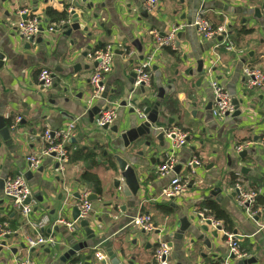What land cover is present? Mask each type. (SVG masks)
Segmentation results:
<instances>
[{
  "label": "crops",
  "instance_id": "1",
  "mask_svg": "<svg viewBox=\"0 0 264 264\" xmlns=\"http://www.w3.org/2000/svg\"><path fill=\"white\" fill-rule=\"evenodd\" d=\"M91 1L93 7L87 9L86 4ZM144 2L0 0V53L4 56L0 67V117L9 129L7 140L0 136V178L29 173L25 178L32 190V212L24 218L0 189V219H3L0 223L5 222L10 231L7 239H1L6 241V247L0 251V264H18L17 260L27 255L41 264H70L69 259L60 258L78 242H87L88 247L76 253H81L84 259L77 264H97L95 251H105L107 247L116 253L124 250L125 255L120 253L124 262L134 256V264H148L158 246L157 240L170 247L169 264H221L229 254L228 247L223 231L212 223L204 233L209 246L197 239L198 232H186L182 239L174 237L179 220L185 216H193L196 226L204 225L197 214L205 212L208 203L221 208L231 220V233L236 232L240 248L248 253L245 259L255 258L251 264H264V212L258 209L254 216H249L238 204L232 183L234 175L245 190L264 194V147L258 143L264 132V89L249 87L242 74L244 66L264 73V0H160L158 7L150 11L145 9ZM47 7L67 8V24L73 22L70 11L74 10L80 24L87 30L95 29L94 35L87 41L80 29L69 36L63 34L62 27L47 31L51 26L46 23ZM22 11L40 17L44 29L43 34L36 36L42 42L30 48L15 28L17 22L27 17ZM143 11H147L146 16L141 15ZM199 13L213 26L224 25V38L206 40L188 26ZM175 24L185 25L177 34L175 48L153 52L150 32L164 34ZM134 39H139L141 53L131 45ZM107 43L125 45V51L115 52L113 69L104 82L107 98L87 104L92 91L89 78L95 67L94 54ZM227 45L233 49L227 50ZM197 60L203 61L204 72L199 85H196L200 76L195 72ZM143 63L148 64L146 70L151 81L141 92L129 79L134 68ZM42 68L53 73L48 88L42 87L38 80ZM188 70H193V74L189 75ZM208 70L231 99L241 100L236 109L239 116L220 119L213 116ZM159 88L163 90V97L158 99L162 109L159 126L165 130L179 128L189 136L184 146L173 151L180 166L174 174L187 181L186 191L176 198L161 196L173 174L157 172L159 164L172 151V140L165 135L162 148L154 138L148 148L141 140L126 147L119 137L142 121L136 109L142 111L145 107L141 109L138 105L145 100L148 104L157 100ZM122 100H126L124 107L120 106ZM167 100L172 101L170 108H165ZM94 105L115 107L116 117L111 126L117 127V133L96 127V114L91 118L88 115ZM17 117L21 119L11 129ZM69 122H75V131L69 142L64 173L53 171L52 156H41L38 168H31L26 157L42 148L40 136L44 126L56 129ZM245 141L254 144L240 158L234 147ZM115 155L127 160L135 170L140 189L131 197L123 196L113 185L114 178H119L113 172ZM192 156L199 160L193 172L185 165ZM85 172L99 177V194L81 180ZM84 190L96 196L87 219L95 233L91 239L80 226L71 233L55 224L59 218L73 220L72 210ZM138 214L151 215L153 233L130 225ZM43 217L47 223L39 233L54 236L58 243L49 251L47 247L28 249L26 237L36 234L29 222L38 223ZM10 225L17 227L11 230ZM214 232L216 236L212 235ZM242 260L230 259V264Z\"/></svg>",
  "mask_w": 264,
  "mask_h": 264
},
{
  "label": "built area",
  "instance_id": "2",
  "mask_svg": "<svg viewBox=\"0 0 264 264\" xmlns=\"http://www.w3.org/2000/svg\"><path fill=\"white\" fill-rule=\"evenodd\" d=\"M159 2L160 0H145L144 7L148 11L154 10L158 7ZM22 13H25L27 17L17 22L15 28L19 36L25 42H29L31 39H35L40 33L39 30L42 26V22L41 18L37 15L28 16L27 11H22ZM262 15L264 16V6L262 8ZM66 23L67 20L60 21L58 24H52L49 26L47 31L52 32L55 28L57 29L58 27H63ZM188 26L194 27L197 34L206 40H216L218 37H221L222 39L226 35V28L224 25L213 26L202 16V13H199L192 23L188 24ZM184 27V24L172 25L164 34H160L154 30L151 31L152 51L154 52V50L157 51L161 48L174 49L177 34ZM124 47L125 45L123 46L121 44L107 43L94 54L96 65L89 78L92 91L86 101L87 104L102 99L101 95L106 90L104 82L113 69L115 52L119 49L124 52ZM226 49L232 50L233 47L227 45ZM147 65V63H143L134 68V73L136 74L134 81L135 86L139 87V85L142 84L144 87H148L150 85L151 76L145 70ZM242 74L249 87H253L258 90L264 89V73H262L258 68L244 66ZM206 75L209 77L208 86L213 96V116L220 119L232 114L234 112V105L229 92L220 82L210 75L209 70L206 72ZM38 80L40 81L42 87H50L53 82L52 71L49 68H42L39 72ZM136 112L141 119L145 118L143 110L141 111L136 109ZM115 117V107L101 106L95 116V125L98 128H102L104 125L109 127L113 124ZM20 119V117H17L14 120V123L11 125V129L16 127ZM74 131L75 122H69L65 126L56 129H52L45 125L40 136L42 140V148L39 152H34L26 157L29 166L33 169H37L40 164L41 156H52L55 160V167L53 171L59 175H62L69 160V142L74 136ZM165 133L167 137L171 135L174 136L172 139V151L164 159V161L159 164L157 167V172L160 175L172 173L173 176L171 177L169 184L162 189L161 196L165 198H176L181 196L186 191L187 181L183 180L177 174H174V170L178 163L173 156V151L180 148L181 146H184L187 143L189 136L187 132H184L179 128H171L166 130ZM258 143L264 147V132L261 135ZM253 144L254 143L251 141L240 142L235 145V152L239 154L240 152L249 149L251 146H253ZM185 165L193 172L194 168L199 165V160L197 157L192 156ZM3 179L4 198L9 201L13 208H16L19 211L21 216L28 218L32 212V190L27 182V179L25 178L24 173L20 172L12 176H6ZM234 191L237 194L238 204L249 216H254L256 212L252 210V207L254 205L257 193L255 191L245 190V188L239 183L235 184ZM88 195V191L84 190L80 193L79 200L76 203V207L79 212V219H88L92 211V203L87 201ZM197 216L204 222L210 221L213 225L219 226L220 230L223 231L229 254L221 264H230V259L242 260L248 257V253L240 248L235 234L224 231L219 222L213 221L211 217L205 216L204 212L198 213ZM46 223L47 218L45 217H43L38 223L29 222L32 228L36 231V234L34 236L26 237V245L28 249H35L38 247H47L50 249L58 243L54 236H44L39 233V229H41ZM55 224L66 227V229L71 233H75L79 226L78 220L66 221L61 218H59ZM130 225L148 234L153 233L155 230L154 222L150 214L136 215L130 220ZM9 234L10 231L7 224L5 222L0 223V241ZM157 241L158 246L154 250L152 259L148 264H169L170 247L165 241ZM94 259L97 264H110L106 252L102 249L95 251ZM17 262L18 264H41L28 255L19 258Z\"/></svg>",
  "mask_w": 264,
  "mask_h": 264
},
{
  "label": "water",
  "instance_id": "3",
  "mask_svg": "<svg viewBox=\"0 0 264 264\" xmlns=\"http://www.w3.org/2000/svg\"><path fill=\"white\" fill-rule=\"evenodd\" d=\"M83 3L86 2V0H81ZM93 2H88L86 4V8L90 9L93 7ZM76 7H79V3L76 2L75 3ZM142 16H146L147 15V11H143ZM70 16H71V20L73 22H71L70 24H65L62 29H63V34L65 36H69L72 32L77 31V30H87L88 28L86 26H83L82 24H80L78 22V14L74 11L71 10L70 11ZM81 17H83V15L81 14ZM26 16L23 17V19H25ZM43 27H40L39 32L41 34H43ZM42 39L41 37L39 38H35V39H31L29 42H27V48H30L32 44H38L41 43ZM131 45L137 49L138 52L141 53L142 48L139 44V39H134L131 43ZM87 50L90 49V46H87L86 48ZM123 51L120 50L119 52L116 51V53H122ZM86 54V52H84V55ZM141 59L143 58V55L140 57ZM3 59L4 56L2 53H0V67L3 65ZM96 65V62H94V66ZM196 70L195 72L198 73L199 79L196 82V85H199L202 80L204 79V72H203V61L202 60H197L196 62ZM77 66V65H76ZM76 66H74V69L76 68ZM78 67V66H77ZM203 72V73H202ZM188 74L191 75L193 74V70H188ZM131 78L129 79V83L130 84H134L135 78H136V74L132 73ZM139 89L141 90V92H144V86L141 84L139 85ZM133 88H130V92H132ZM163 97V90H161L159 88L158 93L156 94L155 98L157 100L150 102L149 106L145 107L143 109V112L145 114V118L142 119V121H140L138 123V125H136L135 127L129 128L127 130H125L124 132H122L120 134V139L123 141V144L127 147L129 146L130 143H137L140 140L143 141L144 146L146 148L151 147V139L154 138L158 144L159 147H163L164 143H165V135H166V130L164 128H162L161 126H159V123H161L160 121V116H159V112L162 111L161 109V103L158 99H161ZM102 99H106L107 98V90H105L103 92V94L101 95ZM150 99V98H148ZM232 103L234 104V108L235 111L230 114L232 116H239L240 111L236 110L238 107V103H241V100L239 102H237V100H235V98H232ZM126 100H122L120 102V106H126ZM100 109L99 105H94L92 106L89 110H88V115L90 116V118L97 114L98 111ZM130 112H134L133 108H130L129 110ZM2 117H0V136L2 137L3 140H7V138H9V129L7 127H5V125L2 122ZM171 119H169V123H171ZM102 129L106 130L109 129L110 131H112L113 133H117V127L116 126H107L104 125L102 127ZM170 140H172L174 138L173 135L168 137ZM246 155V150L242 151L239 153V157L243 158ZM114 159L116 161V168L115 171L119 176V178H114L113 180V185L116 189H118L121 194L125 197H131L132 195H134L139 189H140V185L137 179V176L135 174V170L133 168V166L131 164H129V162L127 160H125L124 158H121L118 155L114 156ZM134 165H137L138 163H133ZM179 165L176 166V170L179 169ZM175 170V171H176ZM178 171V170H177ZM176 171V172H177ZM26 178H28L29 173H25L24 174ZM3 184H4V179L0 178V189L3 188ZM96 199L95 194L90 193L87 197V201L91 202L94 201ZM41 200V199H40ZM29 201V200H27ZM260 214L258 213L254 218L257 219V217ZM79 212L77 210V207L75 206L72 210V219L73 220H78L79 226L81 228H83L85 234L87 235V237L89 239L93 238L95 233L94 230L89 227V222L87 219H79ZM197 218H199L197 216ZM194 217L193 216H189L188 218L185 216L183 218H181L179 220V227L177 228V231L174 234L175 238L178 239H182L183 235L186 232H190L192 234H195L196 232H198L199 234L197 235V239L199 241H202L203 244L205 246H209V240L207 239V237L205 236L204 233H206L208 231V226L211 225L210 221H205L204 225H199L196 226L194 223ZM217 230H220L219 226H216ZM201 232V233H200ZM234 234H236V232L234 231ZM213 236H216L215 232L212 233ZM8 236H5L4 239H7ZM1 240L0 241V251H2V249H4V247H6V241L5 240ZM88 244L87 242H78L74 245H72L66 252H64L60 258L61 261H65L67 259H69L71 256L75 255L77 252L83 250L84 248H87ZM49 251V248L48 250ZM105 252L107 254V257L109 259L110 264H134L133 260H134V256H131L129 260L127 261H123V257L121 256L122 254L125 255L124 250L120 251L119 253L114 252L110 247L105 248ZM120 253H122L120 255ZM255 262V258H248L242 261H239L237 264H251Z\"/></svg>",
  "mask_w": 264,
  "mask_h": 264
},
{
  "label": "trees",
  "instance_id": "4",
  "mask_svg": "<svg viewBox=\"0 0 264 264\" xmlns=\"http://www.w3.org/2000/svg\"><path fill=\"white\" fill-rule=\"evenodd\" d=\"M45 18H46V23L48 25L52 24H58L60 21H66L68 17L67 13V8L63 10H56L52 7H47L45 9ZM147 68H145L146 70ZM147 71V70H146ZM148 101L145 100L142 103L138 105L139 108L143 109L144 107L148 106L149 104L147 103ZM172 106V101L167 100L165 101V108H170ZM164 108V109H165ZM174 111L176 108H172ZM10 124V122H9ZM236 177L233 175L232 177V183L235 185L237 181H235ZM81 180L86 183L91 191L94 193L99 194L101 192V182L99 177L95 173H89L85 172L84 174L81 175ZM256 197H255V202L252 207V210L257 212L258 209L261 210V212H264V194H260L257 191H255ZM205 216L211 217L213 221L219 222L222 226V229L227 232H232V223L227 214L218 206L212 203H208L206 205V211L204 212ZM3 219H0V222H2ZM17 226L15 225H10L11 230H15ZM242 248V247H241ZM244 250V249H243ZM246 251V250H245ZM84 260L83 256L81 253L75 254L69 258V263L70 264H77L80 261Z\"/></svg>",
  "mask_w": 264,
  "mask_h": 264
},
{
  "label": "rangeland",
  "instance_id": "5",
  "mask_svg": "<svg viewBox=\"0 0 264 264\" xmlns=\"http://www.w3.org/2000/svg\"><path fill=\"white\" fill-rule=\"evenodd\" d=\"M83 32L85 33L84 37L86 38L87 41H89L92 38V36L94 35L95 29H89V30H85V31L83 30ZM87 99H88V97H87Z\"/></svg>",
  "mask_w": 264,
  "mask_h": 264
}]
</instances>
